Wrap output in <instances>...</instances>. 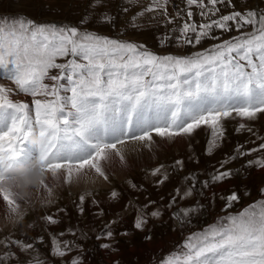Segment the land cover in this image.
I'll list each match as a JSON object with an SVG mask.
<instances>
[{"label": "snow or ice", "instance_id": "obj_1", "mask_svg": "<svg viewBox=\"0 0 264 264\" xmlns=\"http://www.w3.org/2000/svg\"><path fill=\"white\" fill-rule=\"evenodd\" d=\"M169 3L148 0L133 15V26L142 27L135 21L152 13L148 23L159 21L167 27L179 20L168 29L179 33L172 37L178 42L183 40L192 46L203 40L220 42L189 55H159L145 45L99 35L84 26L91 22L90 17L112 24L116 17L105 11L106 0H90L78 26L37 23L23 15L0 16V78L15 85V89L0 85V184L11 178L8 170L33 156L34 167L59 183L87 182L89 172L107 181L105 163L113 157L124 161L129 142H136L130 147L132 151L138 147L152 150L156 137L191 136L202 127L210 129L205 154L211 155L225 138V121L236 117L255 121L264 115V9L257 6L240 11L234 0H184L185 7H176L173 16ZM127 4L138 6L139 0H127ZM218 5L232 10L222 12ZM130 10L125 6L120 9ZM196 14L201 22L194 20ZM249 26L251 32L243 30ZM216 29L221 35L214 34ZM232 31L239 34L222 38L223 33ZM15 94L44 99H34L31 108L28 102L13 100ZM244 128L252 132L245 123H239L237 131ZM257 139L262 142L251 148L246 147L248 141L238 143L218 166H213L206 179L190 172L184 177L189 186L183 193L176 188L167 206L171 208L177 198L191 196L197 185L203 195L204 189L239 177L253 165L264 169V137ZM253 153L258 155L239 168L226 167ZM183 165L178 159L174 167L182 170ZM162 167L153 169L152 175H158ZM167 179L165 174L156 183ZM43 187L50 192L47 182ZM118 195L112 191L111 198ZM220 198L225 201L222 211L240 199L236 191ZM80 201L83 203L84 196ZM0 203L5 206L6 216L22 215V202L3 187ZM154 203L140 206L135 229L143 230L147 215H162L159 209L144 213ZM196 210L189 206L172 215L183 222ZM43 219L57 223L53 216ZM113 235L106 229L97 239ZM59 237L50 238L49 255L54 258L69 256L73 251L72 243ZM38 240L42 242V238ZM0 244L4 246L0 264H19L18 254L35 248L11 236L0 240ZM101 247L108 249L111 245ZM36 251L38 254L39 249ZM26 264H34L33 258ZM63 264H81V258L77 255ZM157 264H264V200L218 217L202 231L191 233Z\"/></svg>", "mask_w": 264, "mask_h": 264}, {"label": "rangeland", "instance_id": "obj_2", "mask_svg": "<svg viewBox=\"0 0 264 264\" xmlns=\"http://www.w3.org/2000/svg\"><path fill=\"white\" fill-rule=\"evenodd\" d=\"M89 2L90 0H0V16L23 15L37 23L78 26V21L88 9ZM234 2L237 10L240 11L257 6L264 9L262 0H246V2L234 0ZM147 3L148 0H139L138 6H130L127 4V0H106L105 11L116 17L112 24H102L90 17L91 22L84 27L102 36L145 45L149 50L159 55H189L220 42L203 40L201 44L195 46L185 44L183 40L178 42L172 37L178 36L179 33L170 32L168 29L178 24L179 20L177 19L174 21V25L167 27L159 21L148 23L152 13H147L135 21L136 24L143 25L142 27H134L131 22L133 15ZM122 6L130 7L131 10L122 12L120 11ZM176 7H185L184 0H170L168 8L173 16L176 15ZM218 7L225 13L232 10L222 5H218ZM193 11L198 12L195 8ZM194 20L201 22L202 18L196 14ZM243 30L251 32L252 28L249 26ZM214 34L221 35V32L216 29ZM238 34L235 31L226 32L223 33L222 38L228 39ZM162 37L164 38L163 42L161 41ZM0 85L15 89V85L4 78H0ZM17 95L19 99L27 98L23 94L13 96L17 98ZM11 98L13 99V97ZM239 123H245L252 128V132H249L247 128L237 131ZM224 127L226 129L225 138L211 155L205 154L210 139V129L202 127L191 136L156 137L153 144L154 149L151 151L152 159L139 166H137L138 162L131 161H117L114 165L113 157L110 162L105 163V168L109 164L111 168L106 169L108 172L107 181L100 178V184L98 176L96 178L94 173H88L89 180H98L97 188H94V185L82 187L84 182H80V187L76 188L71 184V187L63 186L66 183L62 185V182L57 187L53 181L49 180L47 184L51 186V189H54L52 195L51 191L45 190L44 187L38 191L29 189L21 183L20 179L17 182H5L9 193L22 202L23 208L21 209L22 215L6 216L5 206L0 203V240L11 236L16 239L22 238L35 245V248L26 254H18L19 264H26L29 258H33L34 264L36 261H43L44 264H63L65 260L77 255L81 258V264H157L161 257H166L191 233L202 231L215 222L218 217L226 216L229 213L235 214L254 202L264 200V193L261 192L264 189V169L253 165L241 172L239 177H233L222 183H229L227 187L219 188L223 189L222 191L214 188L219 184H214L210 188L204 189L203 195H201L197 185V189L191 196L182 200L177 198L171 208L167 206L176 188H179L183 193L189 186L185 183L184 177L190 172L198 173L200 179H206L207 174L213 171V166H218V162L223 160L226 154H230L238 143L244 144L248 141L249 143L246 145L248 148L261 143L262 141L258 140L257 136L264 137V115L255 121L243 120L240 117L229 118L224 122ZM253 140L255 144L251 143ZM132 143L134 144V142H129V145ZM256 155L258 153H253L252 156L245 157L244 160L233 161L226 167L239 168L245 160L252 159ZM128 156H125L126 160L131 158ZM178 159L184 162L182 170H179V166L174 167L175 161ZM161 165L163 167L160 173L156 176L152 175V170ZM165 174L168 179L162 184H157L156 181ZM112 191L119 194L118 198H111ZM232 191L238 192L240 199L238 202H234L230 208L222 211L225 201L220 196L227 195ZM213 192L217 193L215 197L212 196ZM81 196H84L83 203L80 201ZM149 201H155V203L150 204L144 213L159 209L162 215L159 218L147 215L148 223L144 225L142 231L137 230L133 226L135 217L141 211L140 206ZM189 206H194L197 210L184 217L183 222L173 218V212ZM45 216H53L57 223H47L43 219ZM113 221L115 223H112ZM106 229H110L114 233L113 237L97 239ZM124 232L128 235H121ZM60 233H64V235L59 237ZM36 235L38 236L35 238H29ZM52 235L72 243L73 251L69 256L54 258L49 255ZM145 236H150L151 239L145 240ZM38 238H42V242H39ZM105 243L110 244L111 247L102 248L101 245ZM76 245L79 247H75ZM61 246L63 247V245ZM36 249H39L38 254ZM2 252H4V246L0 244V253ZM6 264H12V261H8Z\"/></svg>", "mask_w": 264, "mask_h": 264}, {"label": "bare ground", "instance_id": "obj_3", "mask_svg": "<svg viewBox=\"0 0 264 264\" xmlns=\"http://www.w3.org/2000/svg\"><path fill=\"white\" fill-rule=\"evenodd\" d=\"M156 141V140H155ZM135 143V142H134ZM155 143V142H154ZM133 144V143H132ZM121 147H124V146H121ZM130 147H131V145H129L128 146V148H129V150H126L125 152H124V155L126 156V155H129L128 157H130L131 155L130 154H133L132 156H131V158L129 159V160H126L125 159V161H123V162H129V161H131V162H138L137 163V166H139V165H141L143 162H146V161H148V160H150V159H152V155H151V151H153V149H154V146H153V148H152V150H148V149H142V148H137L135 151H132V150H130ZM132 158L134 159L133 161H132ZM114 162H113V164L115 165V163L117 162V161H120V162H122L118 157H114ZM125 164V163H124ZM108 165V164H107ZM106 165V166H107ZM114 167V166H113ZM116 167V166H115ZM107 168H110V164L106 167V169ZM117 168H119V167H117ZM111 169V168H110ZM96 178H97V176H96ZM98 180H99V182H100V184H101V180H100V178H97ZM19 180V178H17V179H14V178H11V180L10 179H8L7 181H5V182H7V183H11V182H17ZM98 180H88L87 182H85V181H81V182H84L81 186L82 187H87V186H93L94 185V188H97L96 187V185H98V184H96L97 182H98ZM51 181V180H50ZM80 183V182H79ZM79 183H76V182H72V183H66V185H63L64 183L62 182L61 184L63 185V186H70L71 187V185H73L74 186V188H76V187H80V184ZM71 184V185H70Z\"/></svg>", "mask_w": 264, "mask_h": 264}, {"label": "clouds", "instance_id": "obj_4", "mask_svg": "<svg viewBox=\"0 0 264 264\" xmlns=\"http://www.w3.org/2000/svg\"><path fill=\"white\" fill-rule=\"evenodd\" d=\"M19 179L24 186L28 187L29 189H35L37 191L43 187L42 182H48L49 180L53 181L57 185V187L59 186V180L57 178L41 172L39 170V167H37V170L32 174H22ZM50 191L53 195L54 189H51Z\"/></svg>", "mask_w": 264, "mask_h": 264}, {"label": "crops", "instance_id": "obj_5", "mask_svg": "<svg viewBox=\"0 0 264 264\" xmlns=\"http://www.w3.org/2000/svg\"><path fill=\"white\" fill-rule=\"evenodd\" d=\"M229 185V183H226V184H219V185H215L214 186V188L216 189V190H221V189H219V188H222V187H227ZM223 190V189H222ZM221 190V191H222ZM207 192V191H206ZM208 192H211V191H208ZM120 248H121V246H119Z\"/></svg>", "mask_w": 264, "mask_h": 264}]
</instances>
